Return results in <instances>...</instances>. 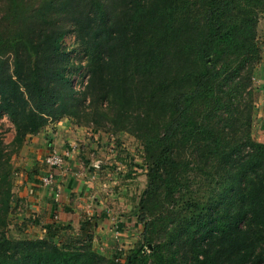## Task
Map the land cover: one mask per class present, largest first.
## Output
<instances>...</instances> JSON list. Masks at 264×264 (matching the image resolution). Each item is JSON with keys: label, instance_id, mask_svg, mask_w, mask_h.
<instances>
[{"label": "trees", "instance_id": "1", "mask_svg": "<svg viewBox=\"0 0 264 264\" xmlns=\"http://www.w3.org/2000/svg\"><path fill=\"white\" fill-rule=\"evenodd\" d=\"M27 5L26 0H0V119L7 115L13 121L16 149L29 135L66 117L131 132L146 141L149 156L148 187L135 209L139 223L143 218L137 210L141 204L147 210L158 190L168 199L183 198L193 176L206 177L210 187L217 181L209 197L190 195L186 209L194 213L181 232L171 235L170 244L154 247L150 264H264V144L251 137L264 0H38ZM66 24L87 55L79 66L87 76L81 90L69 75L61 45ZM246 92L251 99L241 123L233 101ZM179 146L185 154L179 155ZM3 151L0 142V264H148L146 244L111 258L99 255L94 219L81 222L79 249L63 242L71 225L49 227L43 238H11L12 182ZM150 219L143 224L147 242L159 221L155 215ZM166 220L174 223L173 213ZM193 230V236L203 235L197 249H205L191 257L194 243L180 240Z\"/></svg>", "mask_w": 264, "mask_h": 264}, {"label": "rangeland", "instance_id": "2", "mask_svg": "<svg viewBox=\"0 0 264 264\" xmlns=\"http://www.w3.org/2000/svg\"><path fill=\"white\" fill-rule=\"evenodd\" d=\"M26 2L29 7L30 5L36 4L38 0H26ZM66 25L67 34L62 40L61 45L67 56L66 59L68 60L67 64L70 71L69 75L73 77L76 88L81 90L87 82V76L83 68L79 66L83 67L87 55L81 40L74 33V28L71 25ZM257 33L258 44L262 51V60L256 66L253 73L254 94L252 97L255 102L252 113L253 125L251 137L254 141L264 144V13L259 17ZM250 99L248 92H246L244 96H239L233 101L241 111V116L239 117L241 123H243L242 112L244 111L245 105L250 102ZM236 106L231 107V114L233 116H236ZM216 119H218V116ZM60 122L72 123L74 126L84 127L86 130L88 129L87 131L90 133V136H88V138H90L89 143L93 142L97 144L96 149H89L87 144L82 141L75 143V145L72 144L69 147L72 149H79L81 153L82 151L86 154L88 153L86 159L89 162V167L95 170V172L90 174V177L94 190L98 194V196L92 198L93 200L91 198L88 199L89 197H83L78 200L77 204L81 203L82 206H84L79 207L78 205V220L95 217V215H88V213L91 212V209L94 211L93 206L90 204L91 201L93 204V201L97 200L99 203L98 205L108 206L107 210L109 211L108 213L109 218L111 219L112 228H110V230H106V228L101 229V232L106 230L108 237L109 234L113 232L111 234L114 236V240L112 241V245L111 242L110 244L108 242L109 245L107 246L101 241L100 243L97 241V248L94 247V249L101 256L111 258L116 252L146 244L143 252H145L149 258V256L153 254L154 247L157 244H170L172 241L171 235L173 234L175 237L177 232H181V226L186 223V219L188 222L189 217L187 216L194 213V210L187 211L186 209V200L192 197L190 195H194L197 192L201 193L202 197H209L212 195L210 188L215 186L217 181L215 180L212 187H210L206 177L193 176L190 184L191 190L189 193H186L185 197L180 198L176 196L175 199H168L165 191L158 190V198L155 201L151 200L152 203L147 210H144V205L141 204L137 213L139 216H142L143 223L136 225L132 218L135 216V209L137 208L139 201L142 199L144 191H146L148 187L147 170L149 156L146 141L138 139L128 131H116L114 128L108 126L109 124L98 126L95 123L88 121L86 118L77 119L66 117L58 121V123ZM53 124L54 122L49 123L45 128L51 127ZM233 128L236 130L235 124ZM42 130L39 131V133L34 134V138H30L29 135L21 148L17 150L16 145L13 142L16 135V128L13 121L7 115H4L0 119V142H2L3 153L6 155L5 161L8 160L9 162L10 180L12 182L11 208L7 219V231L11 238L17 240L34 239L38 234L36 232L38 229L34 230L35 228L33 226L32 218H29V203L33 202V199L29 192H25V188L29 184L25 179L30 178L31 174L35 177L39 176L36 174L38 171L43 173L45 171L46 173L48 169L46 160L53 153L61 155L64 158L65 163L67 159V156L64 154L67 151L62 153L59 151L60 149L57 148L56 144L54 146L49 144V137L51 136V132L54 131L51 129L44 135L42 134ZM232 133L233 132L230 131V134ZM232 136L236 138L235 134ZM32 139H39V141L35 142L34 147L30 148L29 146L32 144ZM100 151L101 153L99 154L98 152ZM178 151L179 155L186 153L182 146H179ZM94 160L97 162L99 161L98 168H95L97 163L95 164ZM63 172L64 167L62 169V173ZM95 173H98L99 176L97 177ZM97 182L100 183V186L98 187ZM45 189L54 199H56L54 191L51 188ZM61 200L62 194L59 192L57 201L61 202ZM95 210L97 209L95 208ZM158 213H162V216L157 215ZM170 213H173L175 222L169 224L166 219ZM151 215H155L159 221L157 220L155 227L152 229V235L150 234L151 240L147 242L143 235V224L152 220L150 219ZM63 232V242L68 247L73 249H79L81 247L80 243L82 241L77 239L80 235L78 230L73 227L72 230H65ZM194 232L195 230L187 232L185 237L180 240V243H194V247L192 248V251H190L191 257L194 256L193 251L196 250L197 253H200L205 249V246L203 245L197 249L198 240L201 242L203 235L198 234L193 236ZM132 234H135L136 237L130 243L129 240L132 239L130 235ZM70 238L74 240L70 242ZM108 239L111 240V238ZM193 239H195V242L192 241ZM181 254L182 253H179L176 257L181 256ZM144 256L147 258L145 254ZM152 261L153 260L149 258L148 264L152 263ZM100 264L108 263L102 262ZM114 264H125V262L121 260Z\"/></svg>", "mask_w": 264, "mask_h": 264}, {"label": "crops", "instance_id": "3", "mask_svg": "<svg viewBox=\"0 0 264 264\" xmlns=\"http://www.w3.org/2000/svg\"><path fill=\"white\" fill-rule=\"evenodd\" d=\"M51 129L54 132H51L49 144H52L53 146L56 144L57 148L60 149L59 151L62 153L67 151L64 153L67 156L66 163H64V172H60L57 181V188L62 194V200L61 202H58L42 185V177L44 176L45 171L44 173L38 171L36 174L39 176L35 177L31 174L30 178L25 179L29 183L25 188V192H29L33 199V202L29 203V218H32L34 224L33 226L35 228L34 230L38 229V231H36L38 234L35 238L45 237L47 229L53 226L63 228L67 225H71L79 231L81 228V222L88 219L78 220V205L79 207H84L81 203L77 204L78 200L83 197H89L88 199H92L94 196H98L94 190L90 177V174L95 172V170L89 167V162L86 159V155H88V153L86 154L83 151L81 153L79 149H72L69 147L72 144L75 145V143L82 141L87 144L89 149H96L97 144L93 142L89 143L90 138H88V136H90V133H88V129L86 130L84 127L74 126L72 123L60 122L54 123L51 127L44 128L42 130L43 133H40L45 135ZM29 137L34 138L35 135H30ZM37 141H39V139H32V144L29 147H34L35 142ZM101 151L98 153L100 154ZM94 163H97V165L93 166L98 168L99 161L97 162L94 160ZM95 175L97 177L99 176L98 173H95ZM98 186H100L99 182H97V187ZM93 202L94 203L92 204L91 201L90 204L93 206L94 211L91 209V212L88 213V215H95V217H89V219H94L97 223L94 247H96L97 241L98 243L101 241L106 246L111 242L112 245L114 236L111 233L113 232L110 233L111 235L109 234V237L106 233V230H110V228H112L111 219L109 218L108 213L109 211L107 210L108 206L98 205L99 203L97 200ZM95 208L97 210H95ZM136 218L137 215L135 214L132 219L135 224L138 225L140 223ZM105 228L106 230L101 232V229ZM130 236L132 239H130L129 242L131 243L132 240L135 239L136 235L132 234ZM108 238H111V240Z\"/></svg>", "mask_w": 264, "mask_h": 264}, {"label": "built area", "instance_id": "4", "mask_svg": "<svg viewBox=\"0 0 264 264\" xmlns=\"http://www.w3.org/2000/svg\"><path fill=\"white\" fill-rule=\"evenodd\" d=\"M65 160L58 153H53L46 160L47 171L42 178V185L45 188H51L54 191V196L57 200L59 191L57 188V178L64 167Z\"/></svg>", "mask_w": 264, "mask_h": 264}]
</instances>
